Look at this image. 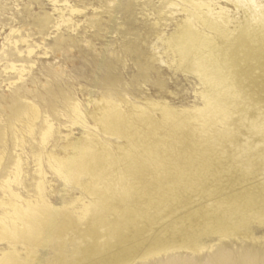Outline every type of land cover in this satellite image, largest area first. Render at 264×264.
I'll use <instances>...</instances> for the list:
<instances>
[{
  "label": "bare ground",
  "instance_id": "obj_1",
  "mask_svg": "<svg viewBox=\"0 0 264 264\" xmlns=\"http://www.w3.org/2000/svg\"><path fill=\"white\" fill-rule=\"evenodd\" d=\"M221 1L242 11V24L230 28L227 20L217 21L209 1L170 0L171 7L179 6L176 11L186 13L187 33L186 42L177 48L178 57H171L170 63L187 74L213 72L224 87L202 91L205 102L193 110L152 101L141 105L129 98L94 99V128L124 143L112 147L97 137L87 148L75 141L67 157L48 158L61 177H73L76 183L87 177L80 185L89 199L78 196L56 207L43 197L39 182L37 197L20 200L10 187L20 174L18 158L13 180L4 181L14 199L0 216V241L8 242L0 252V264H26L16 247L20 241L27 251L38 246L57 250V261L38 264H87L96 259L120 263L187 246L199 252L203 247L196 238L210 234L220 239L239 234L255 241L252 233L259 229L254 224L264 226V21L255 30L249 27V18L264 16V3ZM69 10L81 12L77 5ZM223 11L219 6L217 17ZM203 27L210 35H200ZM173 47L168 41L167 49ZM242 97L248 108L258 104L257 112H263L258 116L256 110L250 112L253 130H241L227 113L230 105L235 106L234 114L247 108L246 103L238 106ZM78 108L79 101L74 104ZM39 113L31 103L23 121L26 134L32 132ZM51 128L48 123L42 144L47 143ZM19 141L21 146L22 137ZM3 155L2 149L0 164ZM249 229L246 235L244 230ZM67 244L72 249L68 259ZM30 255L32 262H38L36 255ZM228 263L264 264V251L252 246L246 253H234Z\"/></svg>",
  "mask_w": 264,
  "mask_h": 264
},
{
  "label": "rangeland",
  "instance_id": "obj_2",
  "mask_svg": "<svg viewBox=\"0 0 264 264\" xmlns=\"http://www.w3.org/2000/svg\"><path fill=\"white\" fill-rule=\"evenodd\" d=\"M54 1L55 4L52 0H0V151L4 150L0 164V216L6 214L8 202L14 199L4 181L8 177L13 180L18 158L20 174L10 187L20 200L37 197L39 182L43 197L56 207L67 205L78 196L89 199L80 185L87 177L81 176L78 183L73 177H61L48 158L67 157L75 141L87 148L97 137L112 147L124 143L116 136L108 139L99 127L94 128V99L129 98L141 105L152 101L193 110L205 102L202 91L224 87L213 72L187 74L170 63L171 57H178L177 48L186 42L187 34L183 21L186 13L176 11L179 6L171 7L170 0ZM178 1L186 4V0ZM205 1L213 3L217 21L227 20L230 28L234 23L242 24V11L235 9L232 2ZM71 5H77L81 12L71 14ZM219 6L225 11L217 17ZM62 18L71 20L62 23ZM263 21V15L250 17L249 27L259 30ZM204 27L200 28V35H210ZM212 34L215 35L213 31ZM168 41L173 43V49H167ZM217 42L221 44V39ZM28 49L32 52L27 53ZM77 101L79 108L75 110ZM237 101L238 106L246 103L247 108L234 114L235 106L230 105L227 113L241 130L255 129L250 112H257L258 104L248 108L245 97ZM31 103L38 106L40 113L32 132L26 134L23 121ZM256 112L257 116L263 113ZM48 123L52 128L47 143L42 144ZM254 227L259 229L252 233L255 241L240 238L239 234L238 238L225 239L210 234L196 238L203 247L199 252L187 246L128 262L96 259L87 264H229L228 258L234 253H246L252 246L264 251V226ZM244 232L249 235L250 229ZM7 245V241H0V252ZM16 247L20 260L26 264L57 261V250L49 246L27 251L20 241ZM64 251L70 258L71 246ZM31 253L38 262H32Z\"/></svg>",
  "mask_w": 264,
  "mask_h": 264
}]
</instances>
